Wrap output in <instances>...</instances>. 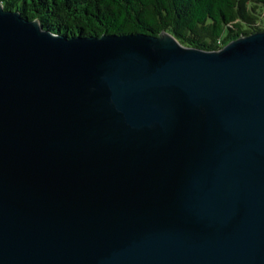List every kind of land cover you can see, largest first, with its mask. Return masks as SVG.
<instances>
[{"label": "water", "instance_id": "95a60500", "mask_svg": "<svg viewBox=\"0 0 264 264\" xmlns=\"http://www.w3.org/2000/svg\"><path fill=\"white\" fill-rule=\"evenodd\" d=\"M0 264H264V31L205 51L0 4Z\"/></svg>", "mask_w": 264, "mask_h": 264}, {"label": "trees", "instance_id": "16d2710c", "mask_svg": "<svg viewBox=\"0 0 264 264\" xmlns=\"http://www.w3.org/2000/svg\"><path fill=\"white\" fill-rule=\"evenodd\" d=\"M53 34L172 35L182 46L217 51L264 31V0H0Z\"/></svg>", "mask_w": 264, "mask_h": 264}]
</instances>
